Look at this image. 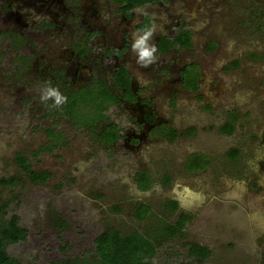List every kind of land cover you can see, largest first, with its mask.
Instances as JSON below:
<instances>
[{
	"label": "rangeland",
	"instance_id": "1",
	"mask_svg": "<svg viewBox=\"0 0 264 264\" xmlns=\"http://www.w3.org/2000/svg\"><path fill=\"white\" fill-rule=\"evenodd\" d=\"M116 9L110 0H0V228L16 215L28 232L9 254L20 264H96L94 240L118 230L156 243L151 264H264V0H166L137 9L130 20ZM145 16L151 19L145 32L152 33L146 47L156 49L181 24L192 47L156 50L150 63L140 61L133 45L145 34L137 30ZM78 45L89 49L85 57ZM125 45L123 58L105 53ZM121 64L151 110L112 106L90 134L48 109L57 106L54 98L41 100L48 87L64 96L93 78L114 89L112 72ZM189 64L200 69L196 94L179 76ZM145 111L157 125L195 132L175 140L150 135L139 127ZM231 111L241 117L227 136L219 129ZM109 124L120 127L121 139L105 146L98 135ZM50 128L65 139L52 150ZM231 148L241 150L235 165L226 157ZM19 153L51 178L33 183L17 163ZM193 154L210 157V165L188 173ZM138 171L154 178L149 191L138 188ZM10 179L17 182L2 184ZM168 201L178 203L175 213ZM140 204L151 209L145 220L137 217ZM181 214L190 220L169 235ZM191 244L211 256H193Z\"/></svg>",
	"mask_w": 264,
	"mask_h": 264
},
{
	"label": "trees",
	"instance_id": "2",
	"mask_svg": "<svg viewBox=\"0 0 264 264\" xmlns=\"http://www.w3.org/2000/svg\"><path fill=\"white\" fill-rule=\"evenodd\" d=\"M118 7L119 13L129 17L135 8L142 7L147 4L161 2L166 0H112ZM140 30H146L151 26L148 18H145ZM192 45V34L182 24L173 39L161 38L157 42V49L160 53L166 54L178 48L180 50L189 49ZM235 62L233 66H237ZM184 80V88L188 91L196 93L199 90V81L201 78L198 65L188 66L182 73ZM112 84L117 91H120L121 97L131 102L137 100L134 93L132 75L125 67H120L112 77ZM67 102L61 104L55 110V113L70 119L74 127L87 130L90 134L96 131V124H101L108 120L106 115L110 106L118 103L117 95L108 87L104 81L93 83L90 86L83 87L79 90H70L65 92ZM50 114V113H49ZM51 115V114H50ZM241 115L236 111L228 113L227 122L220 127V132L224 135L231 136L236 130V124L240 120ZM120 128L115 124L107 125L98 135L99 141L105 146H112L120 139ZM194 128L186 131L178 132L172 128H159L158 131H152L151 135L162 136L168 140H175L179 136L192 135ZM46 135L51 142H54L49 150L57 148L64 143V135L57 129H47ZM48 150L42 148L41 151ZM241 156V150L231 148L226 157L229 163L235 165ZM210 157L202 154L190 155L185 163V170L188 173H200L210 165ZM17 163L23 173H25L33 183L43 184L51 178L49 172H35L31 169L30 164L25 156L17 154ZM135 180L141 191H149L154 185L155 180L147 171H138L135 174ZM166 183L169 182L165 179ZM17 182L15 179L2 180L3 185H10ZM167 206L172 213L179 209V205L175 201H168ZM4 209L0 208V216ZM151 209L144 204H140L137 208V217L141 220L147 219ZM190 217L181 214L175 225L169 226L168 234L175 236L179 234L185 227ZM28 237V232L20 225L18 216L13 215L0 228V264H20L8 252L11 245L24 242ZM95 244V261L96 264H151V260L157 254L156 243L147 235L139 232L132 234H123L118 230H110L102 232L94 240ZM191 254L201 260H206L211 256V251L197 244L190 245ZM85 263L88 264L87 261Z\"/></svg>",
	"mask_w": 264,
	"mask_h": 264
},
{
	"label": "flooded vegetation",
	"instance_id": "3",
	"mask_svg": "<svg viewBox=\"0 0 264 264\" xmlns=\"http://www.w3.org/2000/svg\"><path fill=\"white\" fill-rule=\"evenodd\" d=\"M110 2L111 3H113L116 7H117V9H116V12L118 13V15H120V16H122L123 18H125V19H127V20H130V19H132V17H133V14H134V12L137 10V9H140V8H143V7H146V6H149V5H153V4H156V3H160V2H155V3H151V4H147V5H144V6H142V7H139V8H135V9H133L132 10V12H131V15L129 16V17H127V16H125L124 14H122V13H119V11H118V9H119V7L112 1V0H110ZM161 2H166V1H161ZM145 18H148L149 19V21H150V23H151V19H150V17H148V16H145V17H143V22L140 24V25H138L137 26V30L138 31H141V32H145L146 30H149L150 28H151V26L148 28V29H146V30H140L139 29V27L141 26V25H143L144 23H146L145 22ZM182 25V24H181ZM180 25V26H181ZM180 26H179V28H178V30L180 29ZM161 38H169V39H173L174 38V36L173 37H165V36H162V37H160L159 39H161ZM159 39L157 40V42L159 41ZM191 47H192V45H191ZM190 47V48H191ZM77 48H78V54L80 55V57H85L88 53H89V49L87 48V47H83L82 45H78L77 46ZM126 48H127V45H125L122 49H120V50H107L105 53L107 54V55H110V56H116L118 59H120V58H123V56H124V54H125V51H126ZM189 48V49H190ZM175 49H178V48H175ZM156 50H157V52L160 54V55H167V54H170L171 52H169V53H166V54H163V53H160L159 51H158V49H157V43H156ZM178 50H180V49H178ZM185 50H187V49H185ZM190 65H196V64H189V65H187V66H185L180 72H179V76H180V78H181V80H182V85H183V87H184V80H183V78L181 77V73L188 67V66H190ZM120 67H125L127 70H128V72L132 75V80H133V86H134V93L137 95V100L135 101V102H131V101H129V100H127V99H124V98H122L121 97V94H120V91H117V89L115 88V86L114 85H112L113 87H114V89H111L110 87H109V85H108V87L117 95V98H118V103L117 104H115V105H113V106H116V105H120V104H122V103H128V104H135V105H141V106H144V107H148V108H150V110L153 108V106H152V104L147 100V99H142L141 98V94L144 92V90L143 89H136V84H135V79H134V74L129 70V68H128V66L126 65V64H121V65H119V66H117L114 70H113V72H112V77H113V75H114V73L120 68ZM200 70V69H199ZM55 77H56V75H55ZM55 77H53V79L55 80ZM112 79V78H111ZM95 81H96V83L97 82H99V81H102V80H99V79H97V78H93V79H91V81L89 82V83H86V84H83L82 86H79L77 89H72V90H79V89H81V88H83V87H87V86H90V85H92L93 83H95ZM200 81H201V78H200ZM200 81H199V90H200ZM59 82V81H58ZM65 88H63V90H64ZM186 91H188L186 88H184ZM199 90H198V92H199ZM67 91H69V90H67V89H65L64 90V94H65V92H67ZM188 92H190V91H188ZM198 92H196V93H198ZM191 93H193V92H191ZM195 93V94H196ZM60 106V105H59ZM59 106H52V104L50 105V107H48V109H56L57 107H59ZM110 107H112V106H110ZM109 107V108H110ZM54 113H55V110H54ZM145 113V115H144V119H143V123L142 124H140L139 125V127H141L142 129L146 126V127H148V131H149V133H150V135L152 134V131H154V130H157L158 131V129L159 128H163V127H165V128H168V127H166V126H164V125H157L156 124V121H155V117H152V114L151 113H147V111H145L144 112ZM107 115V114H106ZM116 125V124H115ZM118 126V125H117ZM119 127V126H118ZM120 128V127H119ZM121 130V129H120ZM121 132H122V130H121ZM121 132H120V139H121ZM119 139V140H120ZM118 140V141H119ZM117 141V142H118ZM116 142V143H117ZM115 143V144H116ZM114 145V144H113Z\"/></svg>",
	"mask_w": 264,
	"mask_h": 264
},
{
	"label": "clouds",
	"instance_id": "4",
	"mask_svg": "<svg viewBox=\"0 0 264 264\" xmlns=\"http://www.w3.org/2000/svg\"><path fill=\"white\" fill-rule=\"evenodd\" d=\"M151 35H152L151 31L145 32L144 36L139 40H137L136 44L133 45L134 49H139L140 61H143L147 57L150 58L149 59V63H150L151 58L153 57V53H155L156 51L154 46L151 48L145 46V41ZM49 98H54L55 104L57 106L67 102V97L63 96L58 89L52 87L46 88L41 96L42 101L48 100Z\"/></svg>",
	"mask_w": 264,
	"mask_h": 264
}]
</instances>
